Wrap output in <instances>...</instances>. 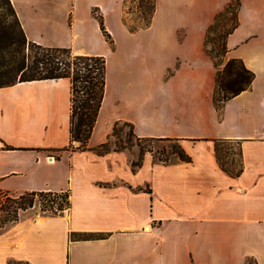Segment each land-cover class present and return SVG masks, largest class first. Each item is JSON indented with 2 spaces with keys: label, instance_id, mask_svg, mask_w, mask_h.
Segmentation results:
<instances>
[{
  "label": "crops",
  "instance_id": "1",
  "mask_svg": "<svg viewBox=\"0 0 264 264\" xmlns=\"http://www.w3.org/2000/svg\"><path fill=\"white\" fill-rule=\"evenodd\" d=\"M10 1L29 43L105 57L107 86L88 150L60 155L71 145L70 80L0 88V189L70 202L7 225L0 264H264V0H238L223 62L241 60L254 80L221 116L205 39L236 0H155L144 26L128 0ZM122 122L140 139L179 142L192 162L146 154L134 171L138 147L99 155ZM216 142L237 147L239 177L221 169Z\"/></svg>",
  "mask_w": 264,
  "mask_h": 264
},
{
  "label": "trees",
  "instance_id": "2",
  "mask_svg": "<svg viewBox=\"0 0 264 264\" xmlns=\"http://www.w3.org/2000/svg\"><path fill=\"white\" fill-rule=\"evenodd\" d=\"M237 8L234 11L233 27L227 31L223 40V44L216 46L212 43L211 50L206 49V53L212 59L214 66L218 69L216 74V89L213 96V104L219 113L222 111L225 103L236 97L243 91L248 90L254 80V74L248 70L241 60L233 59L225 64L224 70H220L221 64L217 61L219 57H224L228 51L226 40L238 27L237 13L240 7V2L236 0ZM3 5V6H2ZM6 7L11 17L15 21V27L8 28L0 23V82L8 81L2 87L14 85L22 82L32 81H53L60 79H69L71 82V116H70V134L71 145L68 149L55 150L54 153L61 154L64 151H86L88 150V142L93 134L96 122L102 104L104 101L106 86H107V62L103 56H74L69 49L61 48H44L34 43H29L22 31L19 21L17 19L14 8L10 0H1L0 8ZM232 9V4L229 5L223 12L219 13L214 23L209 27L205 46L210 43V33L215 31L219 20L224 17L225 13H229ZM94 14L97 11L94 10ZM3 15V14H2ZM4 15L0 18H3ZM101 30L106 40L113 45V40L104 27L103 20L99 18ZM17 27V30L15 29ZM221 51L216 53L217 49ZM29 50L27 56L26 50ZM239 66V69L236 67ZM21 74L18 81H14V76ZM223 74L226 75L224 80ZM223 93L221 99L218 98L220 93ZM131 129V138H135L137 142L143 140H157V139H140L134 134V127L128 124ZM116 124L113 129L112 136L116 135ZM158 141L177 142L170 139H161ZM77 143L78 147H74ZM216 142V155L221 169L231 177H239L242 172V164L236 172L225 169L221 164L218 156ZM109 142H106L94 150L99 155L109 153ZM140 149V156L138 161L133 163V170L137 171L143 163L145 156V149L141 145H137ZM8 150L12 148L7 147ZM126 150V147H118L115 151L121 152ZM176 158L172 161L169 159L164 161L165 165L182 162L191 163L192 158L186 154L183 148L174 151ZM60 156L57 157L59 159ZM142 190V189H140ZM43 202V211H51L57 214L55 209L62 211L63 208L70 207L68 193H52V192H26L20 195H13L7 191L0 189V233L9 224L19 221L20 215L34 207L37 201ZM85 235L74 234L73 238L82 239ZM10 264H25L10 262Z\"/></svg>",
  "mask_w": 264,
  "mask_h": 264
},
{
  "label": "rangeland",
  "instance_id": "3",
  "mask_svg": "<svg viewBox=\"0 0 264 264\" xmlns=\"http://www.w3.org/2000/svg\"><path fill=\"white\" fill-rule=\"evenodd\" d=\"M154 1L155 0H128L126 3V7L128 8V10H133L141 16L142 20H140L139 25L144 26L149 21V18L153 12ZM0 6H1V0H0ZM236 8H237V2L234 1L232 3V9L230 10V12L224 14V17L219 20L218 26L215 29V31L210 33L209 35L210 43L206 47L207 50H211V48L213 47L212 43H216V46L223 44V40L226 36L227 31H229L233 27L235 20L234 11L236 10ZM2 14L4 15V17L0 18V23H2V25H4L7 28L9 26L15 27V21L13 17H11L5 6L3 8H0L1 17L3 16ZM131 27L135 28L137 27V25L132 24ZM15 29L17 30V27ZM220 51L221 48L217 49L216 53L219 54ZM26 54L27 56L29 55L28 49L26 50ZM217 61L221 64L220 70H224L226 63L223 62V58L219 57ZM237 68L239 69V66H237L236 69ZM20 75L21 74L14 76L15 77L14 81H18ZM223 78L224 80L226 79L225 74H223ZM7 82L8 81H2L0 83L1 85H5ZM222 97H223V93L221 92L218 95V98L221 99ZM130 135H131L130 127L123 122L120 123L117 127L116 135L109 142L110 150L113 149L116 150L118 147L119 148L126 147V150H128V149H132V147H138L137 145L139 144L145 149L146 151L145 155L150 154L152 155L155 162L164 164V161L167 159H169L170 161L174 160L176 158V155L173 154V152L179 150V148H182L179 142H174V141L164 142L158 140H143L141 142H137V140L135 138H131ZM217 149H218L219 160L221 164L224 165L225 169L236 172L240 166L239 152L237 147L231 146L230 144L219 143L217 144ZM42 203L43 202L38 200L34 205V207L30 209V212L52 213L51 211L44 212ZM248 264H255V263L254 261H248Z\"/></svg>",
  "mask_w": 264,
  "mask_h": 264
},
{
  "label": "built area",
  "instance_id": "4",
  "mask_svg": "<svg viewBox=\"0 0 264 264\" xmlns=\"http://www.w3.org/2000/svg\"><path fill=\"white\" fill-rule=\"evenodd\" d=\"M67 209H68V208H67L66 205H65V207L63 208L62 211H58V209H55V210H56V212H58V213H63V212H65Z\"/></svg>",
  "mask_w": 264,
  "mask_h": 264
}]
</instances>
